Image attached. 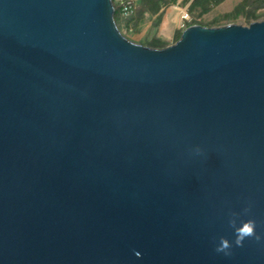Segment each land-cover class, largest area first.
<instances>
[{
    "label": "water",
    "instance_id": "1",
    "mask_svg": "<svg viewBox=\"0 0 264 264\" xmlns=\"http://www.w3.org/2000/svg\"><path fill=\"white\" fill-rule=\"evenodd\" d=\"M114 13L0 0V264H264V18L155 48Z\"/></svg>",
    "mask_w": 264,
    "mask_h": 264
},
{
    "label": "rangeland",
    "instance_id": "2",
    "mask_svg": "<svg viewBox=\"0 0 264 264\" xmlns=\"http://www.w3.org/2000/svg\"><path fill=\"white\" fill-rule=\"evenodd\" d=\"M241 0H224L218 5L213 6L208 12L198 14L197 11L189 10L190 1L177 0L175 3L161 4L158 11L149 10L143 14L137 27H128L124 24L125 17H122L121 31L131 40L138 43H146L154 37L174 43L179 31L187 27L188 22L197 20L206 26H220L229 23H241L248 25L250 22L246 18V11L241 12L238 17L233 18L235 9ZM137 7L140 6V0H136ZM187 8L190 19H181V10ZM261 16L256 19L264 18V7L257 10ZM122 16V15H121ZM255 20H252L253 22Z\"/></svg>",
    "mask_w": 264,
    "mask_h": 264
},
{
    "label": "trees",
    "instance_id": "3",
    "mask_svg": "<svg viewBox=\"0 0 264 264\" xmlns=\"http://www.w3.org/2000/svg\"><path fill=\"white\" fill-rule=\"evenodd\" d=\"M113 5L115 8V21L118 25V27L121 29V23H122V16H121V4L117 0H112ZM183 1H190L189 10L191 12L197 11L198 14H204L208 12L213 6L218 5L224 0H183ZM177 0H140L141 7L138 6L135 13L126 17L124 20V24H126L129 28L137 27L140 23L141 18L143 17V14L146 11L154 10L158 11L161 7V4H168V3H175ZM264 7V0H241L234 12V17H238L241 12L246 11V18L251 23L252 20L258 19L261 15L257 13V10ZM191 24H202L197 20H193L188 22V25ZM181 35V31L178 32L176 39H179ZM145 45L155 47V48H161L168 45V41L160 39L159 37H154L150 41L144 43Z\"/></svg>",
    "mask_w": 264,
    "mask_h": 264
},
{
    "label": "clouds",
    "instance_id": "4",
    "mask_svg": "<svg viewBox=\"0 0 264 264\" xmlns=\"http://www.w3.org/2000/svg\"><path fill=\"white\" fill-rule=\"evenodd\" d=\"M195 151L197 153H199L200 149L197 148ZM247 211L248 210L245 209V212H247ZM233 215H236V214H233ZM230 224L234 228V231H235V241H234V243H235L236 246H242L243 245V241L246 238H249V237L255 236L256 239H260V237L256 235V222L254 220L248 219L246 221H242L240 223V225L237 227L236 226V220L232 219L230 221ZM231 247H232V243L227 238L221 237L219 245L216 248V251L228 254V250Z\"/></svg>",
    "mask_w": 264,
    "mask_h": 264
},
{
    "label": "built area",
    "instance_id": "5",
    "mask_svg": "<svg viewBox=\"0 0 264 264\" xmlns=\"http://www.w3.org/2000/svg\"><path fill=\"white\" fill-rule=\"evenodd\" d=\"M120 2L122 8H121V15L125 18L134 14L137 9V3L136 0H117ZM181 19L182 20H188L190 19V15L187 8H184L181 10Z\"/></svg>",
    "mask_w": 264,
    "mask_h": 264
}]
</instances>
